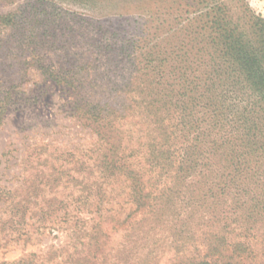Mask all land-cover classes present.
Wrapping results in <instances>:
<instances>
[{"label":"rangeland","instance_id":"obj_1","mask_svg":"<svg viewBox=\"0 0 264 264\" xmlns=\"http://www.w3.org/2000/svg\"><path fill=\"white\" fill-rule=\"evenodd\" d=\"M247 1L264 17V0ZM148 6L149 0H0V17H20L14 25L0 22V103H9L0 123V264H75L89 243L85 227L99 223L106 230L90 245L98 258L93 264L197 259L214 227L226 228L229 238H247L255 264H264V197L253 208L251 188L222 206L226 211L236 201L246 204L249 225L228 228L212 225L215 214L196 202L204 195L200 167L184 179H170L165 170L147 179L149 192H173L146 216L133 213L123 175L109 182L97 178L99 144L77 119L75 86L90 102L117 108L123 133L112 141L123 138V158L134 162L133 170H152L144 158L153 129L139 115L137 92L124 80L142 70L140 56L154 46L166 48L168 35L185 20L178 13L165 24ZM58 73L80 81L57 84L51 76ZM254 220L260 222L253 225Z\"/></svg>","mask_w":264,"mask_h":264},{"label":"trees","instance_id":"obj_2","mask_svg":"<svg viewBox=\"0 0 264 264\" xmlns=\"http://www.w3.org/2000/svg\"><path fill=\"white\" fill-rule=\"evenodd\" d=\"M149 4L148 13L163 15L165 24L178 13H184L185 20L178 31L168 35L166 48L154 46L151 52L140 56L142 70L124 80L134 89L130 92H137L139 115L153 129L144 158L152 170L141 171V165V173L133 170L134 162L123 158L125 151L120 146L123 138L112 141L123 133L122 124L117 121V116L121 117L117 108L90 102L75 86L72 94L77 119L91 129L99 144L97 178L109 182L116 175H123L129 181L133 213L146 216L173 192L155 195L153 190H147V179L153 181V176L162 170L170 179H184L200 167L202 175L198 180L204 195L196 198V202L215 214L217 218L212 225L228 228L231 223L249 225L246 204L236 201L233 208L225 206L226 211L222 206L234 202L237 194L249 195V188L253 190V208L259 209V199L264 197V17L247 0H149ZM19 19L18 14H8L1 16L0 22L8 26ZM32 22L33 18L27 23ZM51 78L66 86L80 81L75 75L59 73ZM8 105L0 103V123ZM135 151L132 148L129 153ZM233 214L240 215L239 220L231 218ZM258 222L254 220L252 224ZM96 226L85 227L89 243L85 253L82 250L74 259L75 264L98 261L90 245L98 244V235L106 228L100 223ZM214 228L206 233L197 259L175 258L173 263L258 261L247 238L236 235L229 238L226 228ZM90 231L95 235H90Z\"/></svg>","mask_w":264,"mask_h":264}]
</instances>
